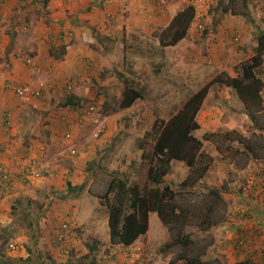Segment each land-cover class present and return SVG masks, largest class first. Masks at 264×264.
I'll return each mask as SVG.
<instances>
[{
	"label": "rangeland",
	"instance_id": "rangeland-1",
	"mask_svg": "<svg viewBox=\"0 0 264 264\" xmlns=\"http://www.w3.org/2000/svg\"><path fill=\"white\" fill-rule=\"evenodd\" d=\"M210 2V5H205V10L209 9L211 12V9L218 10L228 7L230 13L242 17L246 38L241 41L240 31L235 30L228 35L231 45L239 47L242 45V48L252 47L254 43L257 45L258 34L264 32V0H245V2L244 0H210ZM210 12H208L209 14L201 11L195 13L194 10V17L189 26L196 20V23L201 20L202 23H206L207 28L209 18L215 16L213 12ZM19 31H21L19 34L27 32L24 28ZM233 34L240 38L236 43L231 39ZM199 36L202 37L203 35ZM162 40L169 41L170 39L162 38ZM242 42L243 44H241ZM23 53L25 50H21L20 58H22ZM116 63V69L121 70L120 62L116 61ZM23 64L31 66L24 62ZM236 65H234V69ZM99 67L93 70L91 75L88 73L90 76L87 79H85L86 74H82L77 78L67 79L64 84L48 86L37 103L40 106L39 101L47 97L51 107L42 110L39 106L38 108L29 106V109L27 108L24 113L27 117L34 115L38 117V114L45 113L44 120L46 121H49L46 117H53L52 115H54V119L57 117L61 120L65 118L64 120H68L69 123L73 119L74 123L79 122L76 129L79 130V134L74 135V139L71 138L72 145L67 148L69 151L71 147H74L75 154L71 155L67 152V155L66 153L64 156L61 153L58 155L59 160L57 162L63 169L62 177L59 180L60 183L63 182L60 184L64 187L62 191L47 182L44 189L39 187L37 190V198L23 194L21 199L7 200L9 204L6 210L4 209L5 211L0 213V260L3 261L2 264H37L35 258L37 251L47 253L52 264H87L91 260L96 264H188L193 258L201 262L200 264H237L238 259L234 257L233 252L231 253L222 245L224 242L230 241L227 231L232 225L228 224L227 219L236 212L239 204L247 199H262L261 201L264 202V173H262L264 171L261 170V179L258 182L255 180L252 188L250 187L252 186L251 180L247 181V184L244 182V177L247 176V173L252 172L253 167H255L253 171L260 170L261 167L264 168V92L262 93L263 109L253 112L251 115L247 111L244 112L252 121L253 131L246 130V123L243 124L245 130L243 128L242 130L234 129L233 127L221 131L210 130L211 127L200 128L194 121L202 110L201 106L207 101L205 95L194 117L191 130L193 136L201 142V155L198 157L197 164L193 166L192 170L183 161L171 160L170 162V170L165 176V181L175 192L176 200L187 210L183 231L191 234L192 243L190 246L187 248L175 246L166 252H162L161 247L170 240L171 233H175L177 229L170 233L168 226L161 222L157 213L150 212L148 229L133 242L135 244L132 243L133 245L126 246V248L122 245L110 247L108 243V214L105 207L100 203L101 196L107 189L112 178V172H118L119 175L125 176L130 183L143 185L146 182L148 161L141 158L142 149H140L139 144L144 133L151 129L155 119L163 117L159 114L154 116L152 112L153 110L161 112L162 108L147 109L142 107L138 101L128 107L120 106L123 100V92L127 89L125 88L120 92L115 89L107 90L106 84H104L107 77L102 76L105 68L101 62H99ZM91 76L93 78H90ZM260 77L264 78V56ZM114 81L116 80L114 79ZM42 82L50 85L49 82ZM212 86L222 87L223 85ZM86 88L89 90L87 91ZM75 91L81 93L80 105L76 108L65 107L62 114L58 113L56 117L59 103ZM177 95V97H182L184 94L177 93ZM11 96L8 99L10 102L20 100L13 94ZM210 96L209 98H211ZM229 99L233 104L236 103L234 96ZM220 102L216 99L215 102L212 101L211 103L215 104L213 106H217ZM174 103L176 104L178 101L175 99ZM21 104L25 105L24 102ZM181 104L183 103H180V107ZM90 105H94L95 109L88 112ZM177 110V108L172 111L166 109L161 113L168 119ZM44 115L41 116L40 123H44L42 122ZM152 118L153 120H151ZM11 120L13 123V116ZM248 125L251 126V123ZM0 126V134L3 139L0 140L1 152L9 149L10 143L14 144L11 139L15 138L16 135L14 136L11 131L15 125L11 126L5 134L2 133V118H0ZM33 126L34 124L28 129L24 128V131L21 126H16V129L22 133V139L24 136L26 139V144L19 147L20 152L28 150L27 147L32 146L27 144L31 142L27 137L32 130L30 128ZM69 129V126L64 127L65 132L63 131L61 141L68 143L69 140L64 137V134ZM57 136L60 134L58 133ZM142 145H145L146 149L150 148L149 143ZM15 157H19V155H15ZM207 163L206 171L201 174V177L192 176L198 172L200 166L203 165L204 167ZM46 165H49V161L45 163ZM238 167L240 168L238 169ZM66 170L67 172H65ZM188 177L190 178L189 183L185 186L181 185ZM237 178L238 180L244 178L242 184L240 182L238 186L230 184V180ZM228 184H230L229 190ZM78 185H81V190H75ZM214 188L219 191V195L211 192ZM66 203H70V205L65 206ZM73 207L78 211L76 214L81 213V207L82 209L86 208L84 209L88 212L86 218L90 221L92 217L93 228L88 227V231L91 233L85 232L86 234L76 228L75 232L80 233L77 235L76 244L70 243L69 247L72 249L70 255L62 256L55 247L54 235L59 223L68 217L74 221V224H77L79 218H74L75 209ZM245 208L244 206L241 207L243 210ZM66 209L67 212L62 214L61 212L66 211ZM263 211L264 207L261 212L259 209L252 212L262 216ZM3 215L4 219H1ZM254 216L251 213L246 218L252 220ZM41 218L45 219L44 227L40 225ZM256 218L259 220V217ZM91 221L88 222L89 226ZM9 243H14L15 249H10ZM93 245H95L94 251L89 252L88 246ZM254 258L253 256V260ZM39 261L38 263L48 264L47 258Z\"/></svg>",
	"mask_w": 264,
	"mask_h": 264
},
{
	"label": "crops",
	"instance_id": "crops-1",
	"mask_svg": "<svg viewBox=\"0 0 264 264\" xmlns=\"http://www.w3.org/2000/svg\"><path fill=\"white\" fill-rule=\"evenodd\" d=\"M210 3V0H0V110L11 111L12 126L15 125L11 131L14 136L16 135L11 139L14 144L10 143L9 149L0 152V163H4L16 174L21 166L15 165L13 158H21L25 153L31 158L38 157V149L44 146L48 154L46 157L43 156L44 158L39 157L37 163L45 166L49 161V165L46 166L51 168V174L45 179L24 182L19 177L15 178V184L9 193L0 194V213L6 210L8 199H21L23 194L37 198V190L39 187L44 189L47 182L62 191L64 187L60 184L63 182L60 183L59 180L63 169L52 155L58 156L60 153L63 156L65 153L67 155V148L72 145V139L68 143L61 141L65 126H69L68 132L73 139L74 135L79 134V130H76L79 122L74 123L75 121L70 118L72 120L69 123L68 120H64L65 118L61 120L57 117L58 113L62 114L65 107L57 110V118L54 119V115L50 118L46 117L49 121L44 120L45 113V115L38 114V117L25 116L24 113L31 105L22 100L8 101L12 94L4 89L3 81L18 84L46 81L54 86L61 85L67 79L77 78L82 74H86L85 79H87L93 70L100 68L99 62H101L105 68L102 76L107 77V80H104L107 90L115 89L120 92L129 87L140 93L134 102L138 101L144 108H162L161 112L166 109L170 111L179 109L180 103L219 72L225 71L231 76H236L234 65L250 58L255 52V43L247 48L229 43L228 35L235 30L240 31L241 41H244L246 36L242 17L230 13L228 7L211 9L215 16L209 18L202 37L195 31L196 20L189 26L185 36L176 43L164 44L161 34L177 13L192 6L195 13L201 11L209 14L210 11L205 10V5ZM22 28L27 32L19 34ZM21 50H25L22 58L19 57ZM28 55L33 61L31 66L23 64L24 58ZM116 61L120 62L121 70L116 69ZM210 87L206 94L207 101L201 106L202 110L194 123L196 122L200 128L211 127L210 130L215 131L232 129V127L245 130L243 124L246 123V130L253 131L252 121L244 114V105L236 92L226 86ZM176 92L184 95L177 97ZM80 94V91H75L71 95L80 98ZM232 96L236 99L235 104L229 99ZM175 99L178 101L176 104ZM216 99L221 102L213 106L215 104L211 102H215ZM49 102L46 97L39 101L40 106L39 104L38 106L46 110L51 107ZM152 112L154 116L159 114L163 119H167V116H163L158 110ZM42 115H44L42 119L44 123H40ZM250 123L251 126L248 125ZM32 124L34 126L30 128L32 130L27 137L31 141L27 143L32 145L31 150L20 152L19 147L26 144V139L24 135L22 139V133L16 129V126H21L24 131V128L28 129ZM58 133L60 136H57ZM0 140H3L1 134ZM254 168L244 177L245 181L244 178L242 180L237 178L230 180V184L238 186L239 182L242 184L244 181L247 184V181L251 180L252 188L255 180L258 182L261 179V170L264 171L263 167L257 171H253ZM261 200L247 199L243 203L239 201L236 212L227 219L228 224L232 225L227 231L230 241L224 242L222 247L233 252L234 257L238 259L237 264L252 263V261L253 264H264L262 253L264 252V211L262 216L252 212L257 209L262 211L264 202ZM64 205L68 206L70 203ZM243 206L246 207L244 210L241 209ZM84 209L81 207V213L78 214H76L77 209L72 212L74 218H79L77 228L85 233L89 232L88 227L92 229L93 225L91 217L89 226L90 221L86 218L88 212ZM65 212L67 209L61 213ZM251 213L255 216L252 220H248L246 217ZM256 217H259V220ZM1 219H4V215ZM78 234L80 233L70 235L68 244L75 245ZM108 241L110 247L120 246L112 245L109 238ZM2 263L3 261L0 260V264Z\"/></svg>",
	"mask_w": 264,
	"mask_h": 264
},
{
	"label": "trees",
	"instance_id": "trees-1",
	"mask_svg": "<svg viewBox=\"0 0 264 264\" xmlns=\"http://www.w3.org/2000/svg\"><path fill=\"white\" fill-rule=\"evenodd\" d=\"M193 17L194 8L192 6H188L177 13L170 25L161 34L162 38L170 39L164 41V44L172 45L184 37ZM263 56L264 32H260L257 36L254 55L236 65V76H231L226 72L217 74L203 88L192 93L168 119H155L151 129L144 133L139 144L140 149H142L141 158L148 161L146 182L143 185L130 183L125 176L119 175L118 172H112V178L100 199V203L105 207L108 214L109 240L112 245L124 247L131 245L147 231L149 213L156 212L161 222L168 226L170 233L177 229L175 233H171L170 240L161 247V251L166 252L175 246L182 248L190 246L192 243L191 234L183 231L187 210L176 200L175 192L165 181V176L170 170V162L171 160L183 161L192 170L193 166L197 164L198 157L201 155V142L191 132L192 123L210 86L223 85L232 88L243 103L245 111L250 115L263 109L264 78L260 77ZM126 89L123 92V100L120 105L122 107L131 106L140 96L138 91L129 87ZM128 93L130 94L127 95ZM80 101V98L70 94L59 103V108H76L80 105ZM143 143H149L150 148L146 149V144L142 145ZM207 165L208 163L204 167L203 165L200 166L198 172L194 171L196 173L192 176L201 177V174L205 173ZM189 181L190 178L188 177L181 185L185 186ZM75 188V190H81L82 187L78 185ZM211 192L219 195V191L215 188ZM44 223L45 219L43 218L40 222L41 227H44ZM54 244L58 249L59 246L55 237ZM88 248L89 252H92L95 245L88 246ZM71 250L70 248V253ZM262 253L264 256V252ZM35 258L37 264H45L38 262L46 258L48 264H52L47 253L37 251ZM200 263L193 258L188 264ZM87 264L96 263L91 260ZM242 264H253V261L252 263L242 262Z\"/></svg>",
	"mask_w": 264,
	"mask_h": 264
},
{
	"label": "built area",
	"instance_id": "built-area-1",
	"mask_svg": "<svg viewBox=\"0 0 264 264\" xmlns=\"http://www.w3.org/2000/svg\"><path fill=\"white\" fill-rule=\"evenodd\" d=\"M206 29V23L197 22L195 25V31L198 35H204ZM231 39L236 43L240 40V38L233 34ZM1 54V51H0ZM24 61L26 64L31 65L33 63L32 58L28 55L24 58ZM53 86L51 83L46 84L45 82H37V83H23L18 84L14 83L12 81H4L3 87L4 89L11 92L15 97L18 99L28 102L32 108H38L37 101L42 97L43 92L47 87ZM95 109L94 105H90L88 108V112L93 111ZM0 118H2L3 121V127H2V133L5 134L8 129L12 126V113L8 109L0 110ZM64 137L67 140H70L71 133L66 132L64 134ZM28 150H31V147H27ZM27 151V150H26ZM46 147L41 146L38 149V157H28V154L25 153V155L21 158H16L13 163L15 165H20L21 168L18 170L16 174H14L12 171L8 169V167L4 163H0V194L6 195V193H9V190L12 189L14 186L15 178L18 177L26 182V181H35L42 179L44 177H47L51 174V168L49 166H38L39 163V157H43L46 155ZM69 154L74 155L75 154V148L71 147L69 149ZM56 162L59 160V157L56 155L54 156ZM44 158V157H43ZM41 164V163H40ZM264 189V184H263ZM70 217L64 219L59 223L57 226V229L55 231V239L58 242V251L59 253L68 256L70 253V248L67 245L68 238L70 235L74 232L75 224L74 221L69 219ZM10 249H15L14 243H9Z\"/></svg>",
	"mask_w": 264,
	"mask_h": 264
},
{
	"label": "clouds",
	"instance_id": "clouds-1",
	"mask_svg": "<svg viewBox=\"0 0 264 264\" xmlns=\"http://www.w3.org/2000/svg\"><path fill=\"white\" fill-rule=\"evenodd\" d=\"M205 30H206V29H205ZM204 33H205V32H204ZM76 228H77V225L75 224V229H74V232H73L72 234L76 233V232H75ZM72 234H71V235H72ZM67 245H69L68 242H67Z\"/></svg>",
	"mask_w": 264,
	"mask_h": 264
}]
</instances>
